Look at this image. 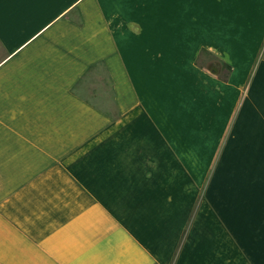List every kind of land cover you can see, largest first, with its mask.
<instances>
[{"label": "crops", "instance_id": "0c3cea01", "mask_svg": "<svg viewBox=\"0 0 264 264\" xmlns=\"http://www.w3.org/2000/svg\"><path fill=\"white\" fill-rule=\"evenodd\" d=\"M0 264H264V0H0Z\"/></svg>", "mask_w": 264, "mask_h": 264}, {"label": "rangeland", "instance_id": "374dc122", "mask_svg": "<svg viewBox=\"0 0 264 264\" xmlns=\"http://www.w3.org/2000/svg\"><path fill=\"white\" fill-rule=\"evenodd\" d=\"M211 57V56H210Z\"/></svg>", "mask_w": 264, "mask_h": 264}]
</instances>
